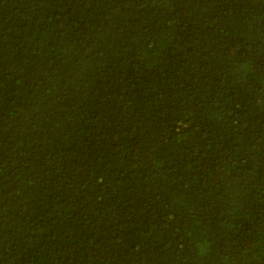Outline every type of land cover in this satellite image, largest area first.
I'll return each instance as SVG.
<instances>
[{
    "label": "trees",
    "instance_id": "1",
    "mask_svg": "<svg viewBox=\"0 0 264 264\" xmlns=\"http://www.w3.org/2000/svg\"><path fill=\"white\" fill-rule=\"evenodd\" d=\"M0 264H264V0H0Z\"/></svg>",
    "mask_w": 264,
    "mask_h": 264
}]
</instances>
